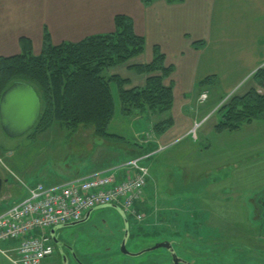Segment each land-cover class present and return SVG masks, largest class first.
Here are the masks:
<instances>
[{"label":"rangeland","instance_id":"rangeland-1","mask_svg":"<svg viewBox=\"0 0 264 264\" xmlns=\"http://www.w3.org/2000/svg\"><path fill=\"white\" fill-rule=\"evenodd\" d=\"M252 78L229 96L220 88L207 87L208 98L193 131L142 160L149 170L146 190L151 195L142 221L125 217L115 207L97 209L86 221L57 229L61 245L54 242L56 253L44 264H74L76 257L86 264H173L165 248L140 256L123 254L128 224L126 247L131 254L168 241L192 264H264V211L258 204L264 199V118L234 131L215 130L218 110L230 97L253 88L262 93ZM31 84L43 95L37 84ZM112 91L119 117L116 84ZM34 128L10 138L0 124V176L14 186L15 198L24 186L56 183L52 177L71 173L81 161L76 155L91 150L89 142L80 144L83 138L76 136L77 130L58 121L44 132L35 133ZM5 208L0 205V212ZM0 264L13 263L0 254Z\"/></svg>","mask_w":264,"mask_h":264},{"label":"crops","instance_id":"crops-1","mask_svg":"<svg viewBox=\"0 0 264 264\" xmlns=\"http://www.w3.org/2000/svg\"><path fill=\"white\" fill-rule=\"evenodd\" d=\"M118 15L131 18L145 48L126 64L107 69L111 72L105 76L127 80L122 87L126 91L144 88L148 75L139 74L133 66L150 63L158 47L166 65L174 69L164 79V85L173 89L172 108L158 114L135 111L125 116L119 86L111 83V90L112 84L117 86L121 116L117 117L112 91L115 114L108 133L119 138H98L93 129L80 126L76 136L83 138L80 144L90 143V153L76 155L81 160L79 166L71 173L52 177L57 182L48 187L110 171L139 156L144 148L152 153L176 143L193 131L203 105L199 97L207 87L220 88L229 96L264 66V0H153L149 5L143 0H0V59L21 54L22 38L30 42L33 55L39 56L45 35L57 46L114 33ZM196 42H203V46L196 48ZM208 77L215 79L200 86ZM157 117H161L158 122L152 121ZM168 119L173 120V126L157 135L154 125ZM0 179V205L6 207L2 215L29 186L15 198L14 186ZM150 196L146 190L145 202Z\"/></svg>","mask_w":264,"mask_h":264},{"label":"trees","instance_id":"trees-1","mask_svg":"<svg viewBox=\"0 0 264 264\" xmlns=\"http://www.w3.org/2000/svg\"><path fill=\"white\" fill-rule=\"evenodd\" d=\"M152 1L143 0L146 5ZM115 27L114 33L57 46L45 35L39 56L33 55L30 42L22 38L21 54L0 59V98L14 82H25L32 87L31 83H35L43 91L40 95L33 87L41 104L35 133L46 131L54 121H58L72 131L80 126L91 128L98 138L103 139L119 138L108 133L115 114L110 86L113 82L119 86L123 115L130 116L135 111L152 114L169 111L173 105V89L164 85V79L169 78L174 69L166 65L165 56L158 47H155L150 63L133 66L139 74L148 75L144 88L126 91L122 87L127 80L105 76V70L126 64L143 53L145 48V40L135 34L131 18L116 16ZM194 45L199 48L203 42ZM213 79L206 78L200 86L211 84ZM252 79L262 93L253 88L243 95L230 97L218 110L220 120L215 126L217 132L238 130L264 118V67ZM173 124V120L168 119L154 125L153 130L160 135ZM144 149L139 156L149 152Z\"/></svg>","mask_w":264,"mask_h":264},{"label":"built area","instance_id":"built-area-1","mask_svg":"<svg viewBox=\"0 0 264 264\" xmlns=\"http://www.w3.org/2000/svg\"><path fill=\"white\" fill-rule=\"evenodd\" d=\"M207 93L200 96L204 102ZM163 149V148H162ZM149 154L133 158L110 171L70 180L58 186L37 183L0 215V253L13 264H43L56 253L52 230L82 221L90 212L115 207L143 220ZM14 245L9 248L8 245ZM13 255V256H12Z\"/></svg>","mask_w":264,"mask_h":264},{"label":"water","instance_id":"water-1","mask_svg":"<svg viewBox=\"0 0 264 264\" xmlns=\"http://www.w3.org/2000/svg\"><path fill=\"white\" fill-rule=\"evenodd\" d=\"M40 98L35 89L25 82H14L2 94L0 98V124L4 133L10 138L21 137L30 130H32L40 116ZM2 181L0 179V190ZM91 213L87 214L84 218L86 221ZM77 223L71 224L76 225ZM56 229L52 230V235L55 234ZM129 236L128 229L125 231V238L121 244V252L125 255L140 256L145 252L154 251L160 248L167 249L172 257L173 264H190L186 260L180 258L172 242H160L147 250L131 254L126 248L127 238ZM54 241L58 243L57 238L54 236Z\"/></svg>","mask_w":264,"mask_h":264},{"label":"flooded vegetation","instance_id":"flooded-vegetation-1","mask_svg":"<svg viewBox=\"0 0 264 264\" xmlns=\"http://www.w3.org/2000/svg\"><path fill=\"white\" fill-rule=\"evenodd\" d=\"M259 206H261L263 208V211H264V199H259V202H258ZM127 220V219H126ZM126 229H128V232H129V236L128 238H130V226L129 224L126 226V228H124L123 230V234L125 236V231ZM122 244V243H121ZM130 256V255H129ZM74 264H84L78 257H76V260L74 261ZM100 264H114L113 262H101Z\"/></svg>","mask_w":264,"mask_h":264}]
</instances>
